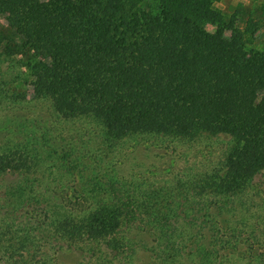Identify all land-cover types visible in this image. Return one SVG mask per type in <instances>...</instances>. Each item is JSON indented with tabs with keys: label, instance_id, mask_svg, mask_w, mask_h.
I'll use <instances>...</instances> for the list:
<instances>
[{
	"label": "trees",
	"instance_id": "obj_1",
	"mask_svg": "<svg viewBox=\"0 0 264 264\" xmlns=\"http://www.w3.org/2000/svg\"><path fill=\"white\" fill-rule=\"evenodd\" d=\"M213 1L0 0V19L31 72L34 96L51 99L67 118L93 120L108 144L155 134L235 137L226 179L239 180L264 171V52L226 23ZM22 168L0 161L1 171ZM105 194L85 193L95 204L71 215L45 193L30 197L17 189V197L0 204V264H59L47 253L57 243L103 244L116 259L135 253L118 233L138 214L106 202ZM151 214L146 229L159 243L156 255L171 250L179 264H187V248L190 257L201 255L196 233L186 236L166 225L169 218L156 222ZM108 257L97 264H113Z\"/></svg>",
	"mask_w": 264,
	"mask_h": 264
},
{
	"label": "rangeland",
	"instance_id": "obj_2",
	"mask_svg": "<svg viewBox=\"0 0 264 264\" xmlns=\"http://www.w3.org/2000/svg\"><path fill=\"white\" fill-rule=\"evenodd\" d=\"M213 10L264 52V0H214ZM4 24L0 19V161H14L23 168L0 170V196L6 194L0 204L17 197L20 188L30 197L45 193L78 215L95 204L85 193L102 191L106 202L130 207L131 217L138 214L118 233L135 253L116 259L108 257L103 244L94 249L57 243L47 248L49 256L59 264H97L107 257L113 264H179L173 261L179 255L171 250L167 257L163 250L159 256L154 253L159 243L146 229L154 222L145 217L152 213L156 222L169 218L166 225L186 236L196 233L201 255L190 257L187 248V264H264V171L226 179L227 161L239 146L235 137L155 134L136 142L125 138L105 143L93 120L67 118L51 99L34 96L31 72ZM207 30L216 29L208 24ZM111 180L120 200L108 186ZM153 191L157 198L144 193ZM9 209L6 205L2 211ZM38 210L25 209L34 215Z\"/></svg>",
	"mask_w": 264,
	"mask_h": 264
}]
</instances>
